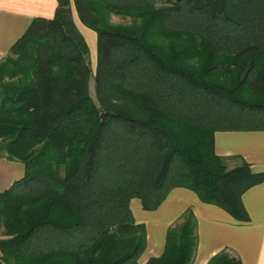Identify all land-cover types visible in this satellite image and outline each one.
Segmentation results:
<instances>
[{"label":"trees","instance_id":"obj_1","mask_svg":"<svg viewBox=\"0 0 264 264\" xmlns=\"http://www.w3.org/2000/svg\"><path fill=\"white\" fill-rule=\"evenodd\" d=\"M72 8L97 35L94 70ZM233 110L264 126V0H58L0 62V153L25 166L0 195L1 261L141 264L129 204L154 211L173 188L247 221L241 195L263 175L214 151L212 120ZM196 246L187 211L144 264H191Z\"/></svg>","mask_w":264,"mask_h":264},{"label":"crops","instance_id":"obj_2","mask_svg":"<svg viewBox=\"0 0 264 264\" xmlns=\"http://www.w3.org/2000/svg\"><path fill=\"white\" fill-rule=\"evenodd\" d=\"M57 3L58 0H0V62L33 19L53 17ZM72 12L89 53L90 50L96 52V33L83 26L74 8ZM95 56L94 53L89 57L91 66ZM239 113L233 110L222 121L214 116L213 142L216 155L224 159L229 170L245 163L252 173L263 175L259 184L241 195L248 220L238 221L222 208L201 202L195 193L185 188L171 189L154 211L143 210L140 201L133 199L130 202L132 219L136 224H144L146 230L141 264L163 253L168 228L180 221L187 211H191L196 222L197 246L191 264H208L221 252L241 264H264V126L256 125L251 120L252 115ZM24 176L23 163L9 160L0 153V195L11 189L20 192ZM1 257L0 252V264H4Z\"/></svg>","mask_w":264,"mask_h":264},{"label":"rangeland","instance_id":"obj_3","mask_svg":"<svg viewBox=\"0 0 264 264\" xmlns=\"http://www.w3.org/2000/svg\"><path fill=\"white\" fill-rule=\"evenodd\" d=\"M110 22L111 23H114V24H125V23H128L129 22V20L128 19H123V18H121V17H116V16H111L110 17ZM83 26H85V25H83ZM86 27V26H85ZM86 28H88V27H86ZM80 32V31H79ZM80 34H81V32H80ZM82 35V34H81ZM83 36V35H82ZM94 53H96V52H94L93 50H90V58H92V56L94 55ZM95 67V60H92V68H94ZM90 92H91V94H92V96L94 95V86H93V84H91L90 85ZM251 115V114H250ZM261 123V122H260ZM260 123H258V124H260ZM256 125H257V123H255ZM124 157V154H122L121 155V157H120V155H119V153H115L114 154V157H113V159H109L107 156L105 157V156H103L102 157V163H104V168H105V170L106 171H108V172H111V168H116V166H119L120 164L122 165V167L124 166V160L122 159ZM131 205L129 204V210H130V214H131V216H133L132 214V211H131ZM2 231H3V233H4V229H2ZM0 238L1 239H4L5 238V236H2L1 234H0Z\"/></svg>","mask_w":264,"mask_h":264}]
</instances>
